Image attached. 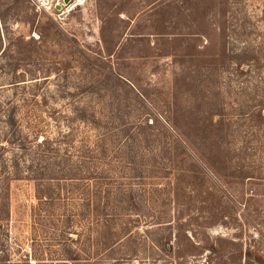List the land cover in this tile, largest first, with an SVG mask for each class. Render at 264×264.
Instances as JSON below:
<instances>
[{
    "label": "rangeland",
    "instance_id": "obj_1",
    "mask_svg": "<svg viewBox=\"0 0 264 264\" xmlns=\"http://www.w3.org/2000/svg\"><path fill=\"white\" fill-rule=\"evenodd\" d=\"M0 264H264V0H0Z\"/></svg>",
    "mask_w": 264,
    "mask_h": 264
},
{
    "label": "water",
    "instance_id": "obj_2",
    "mask_svg": "<svg viewBox=\"0 0 264 264\" xmlns=\"http://www.w3.org/2000/svg\"><path fill=\"white\" fill-rule=\"evenodd\" d=\"M70 1H71V0H64V5H69ZM58 9L60 10L61 7H58Z\"/></svg>",
    "mask_w": 264,
    "mask_h": 264
}]
</instances>
